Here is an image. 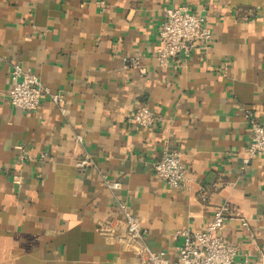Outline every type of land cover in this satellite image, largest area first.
I'll use <instances>...</instances> for the list:
<instances>
[{
	"label": "crops",
	"instance_id": "1",
	"mask_svg": "<svg viewBox=\"0 0 264 264\" xmlns=\"http://www.w3.org/2000/svg\"><path fill=\"white\" fill-rule=\"evenodd\" d=\"M177 7L204 15L213 41L161 67L164 11ZM15 64L65 103L14 108ZM141 106L163 122L137 126ZM246 111L264 124V0H0V264H142L97 231L119 202L171 263L177 233L204 231L226 205L235 264H264V157L243 164ZM167 149L182 152L187 189L158 179ZM85 155L95 168L81 173ZM103 176L122 189L110 192Z\"/></svg>",
	"mask_w": 264,
	"mask_h": 264
},
{
	"label": "built area",
	"instance_id": "2",
	"mask_svg": "<svg viewBox=\"0 0 264 264\" xmlns=\"http://www.w3.org/2000/svg\"><path fill=\"white\" fill-rule=\"evenodd\" d=\"M104 11L106 3L98 2ZM213 41V32L204 15L192 12L186 7L166 8L164 20L160 27V46L156 53V61L161 67H168L173 62H188L201 46L208 49ZM12 88L8 92L11 105L24 112L37 111L43 98L53 104L62 106L65 96L54 93L41 83L38 76L15 64L11 69ZM251 127L252 137L243 158L248 167L258 157H264V124L246 111ZM137 126L149 129L163 122L150 107L141 106L134 114ZM78 143H83L81 136ZM180 151L165 150L163 157L155 163L154 169L160 181L172 189H187L190 177L182 161ZM81 173H86L95 164L90 155L78 160L75 165ZM104 185L112 192L122 189L120 182H114L103 176ZM119 217L98 223V233L107 241L121 244L126 250L133 252L142 264H235L241 254V248L227 240L223 232L228 220L234 218L228 206L218 208L204 231L180 230L177 234L183 243L179 247L178 258L171 263L165 252H154L147 241V231L125 202L118 203ZM242 225L248 223L241 219Z\"/></svg>",
	"mask_w": 264,
	"mask_h": 264
}]
</instances>
